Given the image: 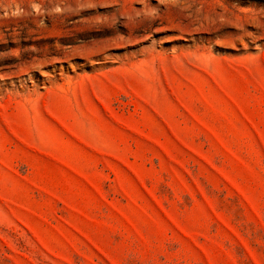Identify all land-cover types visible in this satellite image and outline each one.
Masks as SVG:
<instances>
[{
  "label": "rangeland",
  "instance_id": "374dc122",
  "mask_svg": "<svg viewBox=\"0 0 264 264\" xmlns=\"http://www.w3.org/2000/svg\"><path fill=\"white\" fill-rule=\"evenodd\" d=\"M0 264H264V0H0Z\"/></svg>",
  "mask_w": 264,
  "mask_h": 264
}]
</instances>
